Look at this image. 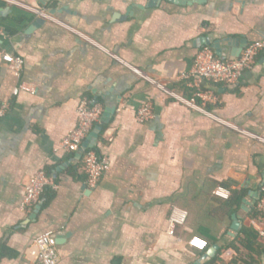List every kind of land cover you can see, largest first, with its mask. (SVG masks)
<instances>
[{
    "label": "crops",
    "instance_id": "obj_1",
    "mask_svg": "<svg viewBox=\"0 0 264 264\" xmlns=\"http://www.w3.org/2000/svg\"><path fill=\"white\" fill-rule=\"evenodd\" d=\"M11 1L57 22L0 0V105L9 103L0 118V264H30L47 231L56 235L57 264H194L214 245L225 249L215 264H264V244L250 253L238 242L253 228L264 184V51L236 85L204 82L218 96L205 110L227 125L133 70L191 97L181 75L204 48L198 41L212 34L226 60L240 41L263 43L264 0ZM6 55L25 60L20 79ZM20 82L34 92L13 96ZM84 98L104 107L95 145L111 166L97 187L87 183L84 153L61 149ZM147 102L154 117L140 123ZM42 171L58 189L24 211L26 185ZM220 186L242 193L241 202L216 198ZM175 208L188 220L170 236ZM194 238L215 242L199 251Z\"/></svg>",
    "mask_w": 264,
    "mask_h": 264
},
{
    "label": "built area",
    "instance_id": "obj_2",
    "mask_svg": "<svg viewBox=\"0 0 264 264\" xmlns=\"http://www.w3.org/2000/svg\"><path fill=\"white\" fill-rule=\"evenodd\" d=\"M7 1L16 6H22L41 19L57 22L56 19L46 11L29 8L11 0ZM0 35H2L1 29ZM263 51L264 42L253 43L242 51L238 59L221 60L210 47L200 49L194 57V64L191 70L181 75L182 79L188 81V87L191 90V97L189 98L177 94L166 85L142 74L138 69L133 68V70L168 96L175 98L194 110L203 112L204 115L220 124L227 125V123L205 110V105L207 103L212 105L218 103V96H216L213 89L206 88L203 84L204 82H209L213 85L220 86L236 85L245 72L251 71L254 68L258 56ZM4 60L7 62L14 76L20 79L25 67V60L20 56L11 55H6ZM22 92L31 94L34 91L29 84L20 82L19 85L13 89L12 94L13 96H18ZM8 109V102L0 105V118L6 114ZM103 113L104 107L101 103H92L87 98L82 99L77 108V127L63 139L61 149L68 154L79 153L95 126L101 124ZM153 117L154 105L152 102L145 103L137 110L136 118L140 123H146ZM250 136L256 140H261L257 136ZM83 163L84 171L87 175V183L90 187H97L101 178L111 166L109 156L103 153L97 144L85 151ZM48 189L57 190L58 187L53 179L45 172L42 171L37 173L26 185V195L22 204V210L32 211L41 202L43 195ZM214 196L227 201L230 198V191L220 186L215 190ZM255 212L257 218L254 219L253 228L257 230L260 237L264 239V184L260 187V195L255 205ZM187 219V211L175 208L169 223V235L175 236L178 227L185 225ZM190 246L199 251H203L206 248V243L194 238L190 241ZM32 252L34 258L30 264H57L59 257L55 233L47 231L38 236L33 243Z\"/></svg>",
    "mask_w": 264,
    "mask_h": 264
},
{
    "label": "water",
    "instance_id": "obj_3",
    "mask_svg": "<svg viewBox=\"0 0 264 264\" xmlns=\"http://www.w3.org/2000/svg\"><path fill=\"white\" fill-rule=\"evenodd\" d=\"M167 1L174 3V4H177V5H187L188 4L187 1H183V0H167ZM160 2H161V0H152L149 7H158ZM43 22H44V20H41V19L39 20V23H43ZM198 43L200 44V47L201 46L202 47H210L211 49H213V51L215 52V55L219 59L226 60L225 51H223L220 47V41L215 40L214 36L212 34L200 39L198 41ZM247 46L248 45H247L246 40L240 41V43L237 45V51L233 53L230 60L238 59L239 56L241 55L242 51ZM112 113H113V110H107L105 115H104V118L106 119V118L111 117ZM102 130H103L102 124L96 125L94 130L91 132V134L87 138V140L84 142V145H83L82 149L80 150V152L85 153V151L88 148L94 147L96 140L98 139ZM38 208H40V206H38ZM234 229H236V227H234ZM55 237H56V235H55ZM218 249H219L218 245H214V246L210 247L194 264H206L207 262H209L211 259H213L215 257Z\"/></svg>",
    "mask_w": 264,
    "mask_h": 264
},
{
    "label": "trees",
    "instance_id": "obj_4",
    "mask_svg": "<svg viewBox=\"0 0 264 264\" xmlns=\"http://www.w3.org/2000/svg\"><path fill=\"white\" fill-rule=\"evenodd\" d=\"M102 134H103V132H101L100 136H102ZM242 198H243V194L242 193L230 190V198L227 201H225V203L227 205L235 206V205H238L241 202ZM256 218H257V214H256V212H254L253 219H256ZM214 242L215 241H212L210 243L205 242L206 243V248H209ZM238 242L248 252L253 253L254 252V248L256 246L260 247V246H262V244H264V239H262L260 237L259 232L257 230H255L254 228H250V229H243L241 231L240 237L238 239ZM224 250H225L224 248H220L217 251L215 257L210 262H208V264H215L219 260L221 254H222V252Z\"/></svg>",
    "mask_w": 264,
    "mask_h": 264
}]
</instances>
